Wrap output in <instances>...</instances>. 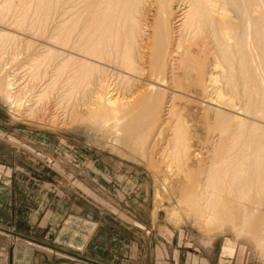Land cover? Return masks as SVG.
<instances>
[{"label": "bare ground", "instance_id": "obj_1", "mask_svg": "<svg viewBox=\"0 0 264 264\" xmlns=\"http://www.w3.org/2000/svg\"><path fill=\"white\" fill-rule=\"evenodd\" d=\"M47 1L39 2L46 9L40 11L44 12L40 15L39 33L54 42V46L45 44L42 52L50 58L54 55L51 79L62 83L57 87L59 97H65L64 90L73 95L76 88L82 89L84 85L83 89L90 90L88 95L92 99L89 110L100 115H117L113 120L119 121L115 123L120 126L116 129L127 134V138L135 137L136 133L141 136L144 123L157 118L158 125L163 127L167 121L161 119V111L162 115H171L174 130L164 138L165 146L173 155V150L181 149L183 157L193 160L190 156L193 154L196 161L203 156L199 157L200 151L191 148L181 114L173 120L177 114L174 106L168 103L163 110L158 107L163 93L160 86L169 83L176 93L195 92L216 105L211 111L220 118L214 124H224L222 132L226 135L220 145L218 141L212 150L210 147V153L204 158H208L204 178L191 192L192 205L203 224L213 223L221 216L230 218L227 215L233 214L234 200L231 202L223 191L229 195L235 191L238 196L251 188L264 192V0H85L80 2L85 3V9L78 8L84 11H76L80 14L77 16L73 11L79 0H54L53 5L52 0ZM153 6L156 15L149 21L148 12ZM50 18L54 23L51 32L46 34L48 24H52ZM2 73L0 89L5 81ZM97 74V83H94L96 79L93 82L92 78ZM114 77L125 81L123 90L139 99L136 104L124 106L118 98ZM145 78L149 82L141 85L140 81ZM183 79H201L200 90H193ZM40 82L43 84V79ZM13 93L8 90L2 94L7 101L15 103L17 95ZM44 93L39 92V97ZM235 108L243 114L237 119L230 112ZM242 206L245 223L253 213ZM75 225L79 232L70 230ZM94 225L93 221L68 216L60 231L63 243L81 248Z\"/></svg>", "mask_w": 264, "mask_h": 264}, {"label": "rangeland", "instance_id": "obj_2", "mask_svg": "<svg viewBox=\"0 0 264 264\" xmlns=\"http://www.w3.org/2000/svg\"><path fill=\"white\" fill-rule=\"evenodd\" d=\"M41 1L45 3L47 0H0V33H4L0 34V66L1 69L2 67L5 69H2L3 73L0 69V73L5 76L0 89V173L5 171L4 164H11L19 171L21 166H27L26 160H31L39 165L28 166L30 168L38 166L41 177L48 180L63 178V174L68 179H74L75 177L71 175L74 172L78 174L77 178L100 179L105 187L100 192L101 197L96 196L99 193L95 194L94 190L91 194L93 192L92 195L104 204L106 216L109 220L129 221L133 229L126 240H155L158 257H163L167 252L159 242L171 240L172 250L167 253H175L181 264H264V238H260L264 236L263 191L257 192L251 188V191H246V195L239 196L235 191H231L230 195L223 191V194L231 198V202L234 200L233 214L227 215L230 218L221 216L225 218H217L210 224H203V220L198 218L192 205L191 192L204 178L208 159L204 158L210 153V147L212 150L216 145H220L226 135V132H222L224 124H214L220 118L212 113L216 105L195 92L184 94L177 91V94L174 91L175 87L170 84L171 89L169 83L160 86L163 93L158 107L163 110L168 103L174 106L177 114L173 120H177L181 114V124L187 129L190 144L193 145L191 148L200 151L199 157L203 156L202 160L196 161L197 158L193 154L190 155L193 160L187 159L186 156L183 157L181 149L179 152L173 150V153L175 152L173 155L165 146L164 138L174 130L175 123L171 120V115H162L161 111V119L167 121L163 127L160 128L157 118L153 122H146L147 125L144 123L145 127L142 126L140 131L142 134L139 133L141 136H137L136 133L135 137L132 135L127 138V134L116 129L120 126L115 123L119 121L113 120L117 119V115H100L89 110L92 99L89 97L90 90L86 89L88 92L86 93L83 89L84 85L82 89L78 87V90L75 85L73 95L64 90L63 98L66 100L63 101L62 96L59 97L57 93V87H61L62 83L57 81L59 84L56 82V85L51 79L55 65L54 55H50L53 57L51 59L42 52L45 51L43 47L45 44L54 46V42L44 37L45 35L41 36L42 32L39 33V27L42 25L40 15L44 12L40 11H46L42 9V3L40 9ZM81 1L85 2L79 0L73 11L74 16L80 15L76 13L80 6L85 9V3H80ZM51 3L53 5L54 0ZM84 9L79 10V13H83ZM151 9L148 12L149 21L156 15L155 6ZM51 20L52 18L49 23ZM53 23L54 19L52 24H48L49 31L46 34L51 32ZM39 53L45 56L42 57ZM34 64L37 66L32 69ZM39 69L43 72L39 73ZM97 76L98 74L92 78L93 82L96 79L94 83H97ZM40 78L43 79V84ZM7 79L12 81V84H9ZM121 79L115 77L113 79V83L116 81L115 88L119 90L118 98L124 106L128 103L136 104L139 99L132 96L129 91L126 93L123 90L125 81ZM148 82L145 78L140 84L145 85ZM183 82L197 91L202 85L201 79H183ZM8 90L12 93L15 91L13 93L17 95L15 103L7 101L3 95ZM41 91L46 93L39 97ZM124 92L128 97H124ZM68 100H71V103ZM238 111L237 108L230 111L235 115L234 119L242 114ZM221 132L222 134L218 135ZM9 145L11 151L7 156ZM164 149H167L166 152ZM240 196L243 198L238 199ZM242 205L253 213L245 223L242 222L244 220L241 210L245 209ZM127 211L132 212V215L128 213L131 220L123 213ZM9 240L13 242L17 240L24 244H18V247L25 248V245L32 244L9 235L5 230L0 231V264H5L4 254L9 252ZM58 241L61 243L55 242L57 245L72 249L66 243L62 244L65 241L60 234ZM42 248L39 247V250L46 251V248ZM169 263L168 259H162L156 264ZM145 264L155 262L149 261Z\"/></svg>", "mask_w": 264, "mask_h": 264}, {"label": "crops", "instance_id": "obj_3", "mask_svg": "<svg viewBox=\"0 0 264 264\" xmlns=\"http://www.w3.org/2000/svg\"><path fill=\"white\" fill-rule=\"evenodd\" d=\"M10 151L9 145L7 156ZM26 161L27 166H21L19 171L11 164H4L5 171L0 173V227L9 235L32 243L24 248L18 247V244L24 245L22 242L9 240V252L4 254L5 264H145L149 261L156 264L162 259H168L169 264H181L175 253H167L172 250L171 240L159 242L167 250L163 257H158L155 240H126L133 227L129 221L109 220L106 216L107 210L99 200L100 192L105 188L100 179L77 178L78 174L74 172L70 173L74 179L63 174V178L48 180L41 177L38 166H28L39 165L37 162ZM91 191L99 193L96 195L99 198ZM123 213L131 220V211ZM70 215L95 223L81 248L68 249L55 243L59 242L64 220ZM75 227L69 228L79 232ZM39 247L46 248V251L39 250Z\"/></svg>", "mask_w": 264, "mask_h": 264}, {"label": "water", "instance_id": "obj_4", "mask_svg": "<svg viewBox=\"0 0 264 264\" xmlns=\"http://www.w3.org/2000/svg\"><path fill=\"white\" fill-rule=\"evenodd\" d=\"M0 229H2V230H6L5 228H2V227H0ZM8 231H9V230H8ZM12 233H14V234H16V235H20V236L26 237V238H28V239H30V240H35V241H37V242H39V243L46 244V245L51 246V247H56V246H53V245H51V244H48V243H45V242L39 241L38 239L31 238V237H29V236H25V235L20 234V233H18V232H12Z\"/></svg>", "mask_w": 264, "mask_h": 264}]
</instances>
